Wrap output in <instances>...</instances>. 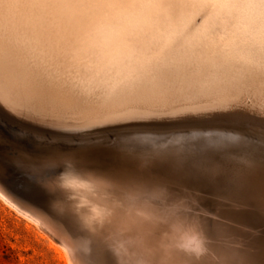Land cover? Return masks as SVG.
I'll list each match as a JSON object with an SVG mask.
<instances>
[{"label": "rangeland", "instance_id": "374dc122", "mask_svg": "<svg viewBox=\"0 0 264 264\" xmlns=\"http://www.w3.org/2000/svg\"><path fill=\"white\" fill-rule=\"evenodd\" d=\"M3 1L4 0L0 1L1 2L0 8L7 5V2L9 0H5L4 1L5 4L2 3ZM13 1L15 2V4H13L14 6L15 5H17V7L22 6V9L24 11L26 10V9H24L26 7V5L23 4L25 2L22 3V1L19 0L21 2V5H20L18 0H16V1L12 0L11 3H14ZM161 1L164 2L165 0H161ZM166 1H168V2L167 3L164 2V4H161V5H155V4H159L160 2L154 4L155 6H158L159 8H157L153 5L151 6V7L155 8L154 10H153V8H150L149 13H151V11L155 13V14H152L153 16L151 14H149L150 15V16L148 15L149 17H147V16L145 17V15L148 14V13H146L143 16L144 18L142 16L141 17L138 16V19L134 23H132V25H130V26L127 25L128 27L123 26L125 28L127 27L128 29L131 26L133 28V30L131 28L132 32L128 29H127V31H125L126 29L122 28L125 30L122 31L123 33H121V34H123L124 39H125L124 36H126V38L128 36L127 39L123 40L121 35L118 34L122 38V43H124V44H126V42H127V45H128L130 42L133 43L134 41L137 44L139 43L138 45H136V43L134 42L135 45H134V47H132V48H135V49H133L134 53H132V48H131L132 44H131V46L129 45L130 47L127 45H124L123 46L124 48H121V49L119 47L117 48V46H118L117 43H120V40H121V38L118 37V35H117L118 38L117 39L115 38L117 40V43L116 42H114L115 44L113 43L116 46L112 45L113 47L110 45L111 41L109 44L107 43L108 37L106 39L107 42H106L105 38H103V36H102L101 40L104 39L105 41L104 40L99 41L100 38L98 36L101 35L100 34L101 32H100V30H98L99 27L95 23H93V25L95 24L94 26L91 25V27H90L91 30H90V28L89 29L87 28V31L79 33L77 31L76 27H74L76 31L75 30L73 31L74 28L71 26L72 27V29H71L70 24L69 23L67 24V22H64L66 24L64 26L65 27L67 26L66 30L68 28V32L70 31L69 32L70 34L68 36L69 39H68L67 38L68 32L64 30L65 27L62 28V26L59 25V22H57V25H55L56 20H53L55 22L52 21V19H51V18H53L52 15H50V17L52 16L51 18L45 17V16H47V13H46V15H44L45 12L44 13L43 12L38 13L36 11L35 12L36 16L34 15L35 18H32L34 11H32L31 8H29L31 10V13H33L32 15L30 14L31 18L33 20H36V21H34L35 23L38 21L36 23L37 25H38V23H41L42 20L44 22L43 24L46 23L45 26L42 23L39 25L43 26L45 29L47 28L46 26H48V30L49 29L50 30L47 33V32H45L47 29L44 30L43 27L41 28L38 25L40 27L39 28L33 21L32 22L29 21V20H32L31 18L28 19L29 18V15H28L29 12H27V11H30V10L27 9L25 11L26 13H23L24 12L23 11L22 12L23 14H21L20 13L21 11H19V10H22V9H20L18 7V10H15V8L17 9V7L16 6L12 7L13 6L12 4L10 5L11 8L8 9V7H10L9 6L10 3H8V6H5V8H7L8 10L4 9V7H3L2 11H0L1 12L0 16L3 17V18L0 17V19L2 18L4 20V21H1L2 19L0 20V22L2 23V24H0V33H1L0 37H2V38H0V51H1L0 57L3 61L2 62L3 64L0 63V71H1L0 81L3 82L6 79L7 81H4V82L5 83L7 82L6 84L8 85V87L13 84L12 86L19 87V89H21V91L25 90V89L27 90L28 89L27 86L29 84H32V85L28 86L30 88V91H31V87L34 85V82H35L34 80L42 79L44 81L42 83L46 87H48V85H49V87L47 89L45 86L39 85L40 89L42 87V88H44L43 90H45V89L51 90L52 93L56 91V93L53 94L52 96L55 98L57 97V99H56L57 101L55 100V102H57V103L59 102L57 104V106H59L58 108H52V110H49L48 112H39L38 113V111L33 110L32 107H29V108L24 107V106L21 107V106L11 102L13 104L12 105L13 107H12L10 105V103H7V101H5L4 99H2L0 97V111H1L0 112V141H3L2 143H0V181H1L0 186L2 185L1 187H3L8 193H11L10 195L15 200L21 202L22 204H26V205H28V203L29 204L32 203L31 206L28 205L30 207H34V208L36 207V208H42V209H48L49 208L52 211H56V210H53L52 206L50 208L51 204L49 203V201L52 203L55 200L67 202V201H71V197L73 196V193L71 191L64 190L65 191V193H64V191H62V189L57 188V186L59 185L60 177H61L62 173L68 174L64 177V179H66V178L68 179L72 174H77V175L80 174V175H85V176H89L92 178L98 177L97 179H100L99 177L108 178L110 176L113 178L114 176H117L119 178L114 177L115 179L114 178L113 179L117 180L118 183L123 182V185H125V186L135 185V184H145V185H151V186L157 187L159 189V193L161 194L162 199L166 200L169 197H171V198H182V204L184 205V209H183V213L179 216L180 219H182L185 224L190 222L192 224H195L198 229L200 228L201 235L205 238L206 241H207L206 229H207L210 222L215 221L216 217H219V223L225 225L227 228H233L235 225H247L249 227H252L255 230H259L262 227H264V224H262L261 219H260V211H259L258 207L256 208V210H249V209H242V208L241 209H233L231 207H228L225 205V202L223 200H220L217 198L219 193L215 187L211 186L210 184H208L207 182H205L203 180H199V179L187 176L183 172H181L180 170L172 169L173 162L171 160L155 161L153 166L150 169H147V168H144L141 166V162L137 158L133 157L130 153H128L125 150V145H127L129 143H133V142H135V143H150L151 147L155 150H158L159 152H165L168 150H175V149H182L183 147H185L186 145H189V144L200 146L201 148H204L207 151L213 152V153L221 152V151L235 150L238 148V145L235 141H232L229 138L242 136L247 127L257 126L261 120H264V90H263L264 89V64H263L264 63V48H262V47H264V44H263L264 43V41H263L264 33H263V35H261L262 32H264V10H263L264 9V0L263 1L262 0H251V1L245 0V2H243L244 0L243 1L242 0H238V1L235 0L234 2H237L236 4L233 2V0H230L229 5L227 3L228 0H227V2H226V0H222L223 2L227 3V8L225 7V3H223L220 0H216L218 2L217 5H216L215 0H213V2H212V0H209V1L207 0L208 4H206L207 2L205 0H199V1L198 0H190V1L189 0H182V1L166 0ZM173 1L175 4H173ZM231 1H232V5L230 3ZM253 1L256 2V4L255 3L253 4ZM257 1H258V3H257ZM16 2H17V4H16ZM198 2H200V3H198ZM219 2L220 3L222 2V4H220ZM239 2L242 3V6ZM191 3H193V4H191ZM203 4H204L205 8H203L204 6H201ZM223 4H224V6H222ZM168 5H169V7H168ZM207 5H209V6H207ZM211 5H212V7H210ZM218 5L221 7V10H220ZM233 5L235 7H237V5H238L239 8L237 7V10H236V8H232ZM248 5H249V7H248ZM259 5L262 7H260ZM160 6H162L161 8H163V9H160ZM163 6H166V7H163ZM181 6H184V7L181 8ZM229 6L231 8H228ZM243 6H245L246 11L242 10V8H244ZM167 7H168V9H167ZM247 7H248V9H247ZM26 8H28V7H26ZM156 8L158 9L159 17H163L162 18L163 20L158 18V15L156 14L157 13ZM164 8H166L167 11ZM197 8H199V9H197ZM254 8H255V10L257 9L258 11L256 10V12H255ZM159 9H160V11L163 10L165 12V14H163L164 12L163 13L160 12ZM172 9L174 11H172ZM215 9L220 10V11H217V16H215V14H216ZM231 9H232V11H231ZM249 9H251L252 11ZM191 10H192V12H191ZM226 10L228 11L229 14L227 13ZM241 10L244 11L245 14ZM260 10H262V11H260ZM5 11H6V13H8V15L5 13ZM15 11H18L17 13H19V14H17V13H16L17 15L14 14L13 12H15ZM188 11H189V13H188ZM208 11L210 13L213 12L214 14L212 13V16L210 15L208 17L209 19L207 20L206 18L208 16V14H210V13H208ZM221 11H223V12H221ZM225 11H226V13H225ZM249 11H251L253 14L251 12L248 14ZM3 12H4V14H3ZM169 12L171 13V16H169L170 15ZM172 12H174L176 14H174ZM193 12L194 13L200 12L201 15L198 13V14H196V17H193L195 15V14L192 15ZM261 12L263 14H261ZM10 13H11V17H12V13H13L14 17H12V18H14V19H11V17L9 18ZM178 13L180 15L181 14L182 15L180 16ZM218 13L220 14V16ZM222 13L223 14L225 13V14L222 15ZM238 13H239V15H237ZM255 13H257L259 15H256ZM24 14H27V18H26V15H24ZM39 14L40 15L42 14L43 16H40ZM183 14H185V15H183ZM15 15H16V20H15ZM19 15L21 18H23L22 16H24L23 19H25V18L28 19V22H30V23H26L27 22L26 19H25V21H26L25 22L20 17L17 18V16H19ZM140 15H142V14H140ZM160 15H162V16H160ZM213 15L216 18L215 17L213 18ZM236 15H237V17H236ZM244 15H245V17H244ZM253 15L256 17V19L253 17ZM48 16H49V14H48ZM40 17H42L41 20L40 21L37 20L38 18L40 19ZM150 17H151V19L153 18L154 21H151V19H148ZM198 17H199V19H198ZM204 17H206V18H204ZM249 17L250 18L253 17L255 20L253 21V19H250ZM142 18L145 21V23L146 22L148 23V25H145L144 21L141 20ZM164 18H166L167 20ZM174 18H176V19H174ZM188 18L189 19L191 18L190 19L191 21L188 20ZM217 18H218V20H217ZM220 18H221V20H224L222 18H225V20L223 21V23L221 25L222 27L224 24H225L224 27L228 24L230 27V30L232 29V31H234V32L236 31L235 33H237V32H240V33H237L238 35L234 34V32L229 30L228 25H227L226 27L228 28L230 33L231 34L233 33L234 35H236L235 37L234 36L230 37V39L227 38V35L229 36V32L228 31H227L228 33L225 32L227 30L226 27L225 28L223 27V29L225 30L224 31L222 29V27L219 25V24H221ZM239 18H241V20H239ZM243 18H244V20H242ZM18 19L19 20L21 19L25 22V26L24 25L22 26L21 22H23V21H20V22L18 21L19 24H21V27H22V28L20 27L21 29H19V28L16 29L17 26L16 27L14 26L15 28H13V25H18V27L20 26L19 24H17ZM44 19L46 20V22L44 21ZM47 19H48V21H47ZM213 19L215 22L213 21ZM226 19L229 22L226 21ZM248 19H250V21ZM259 19L260 20L262 19V20L260 21ZM165 20L167 21V23ZM235 20L237 23L240 21L238 26H240V24H243L244 22L246 23V25L244 23L242 28H239L237 26V23L234 22ZM7 21L9 22V24L7 23ZM10 21H14V22L16 21V22L15 23L13 22L14 24H12V22H10ZM64 21H66V20H64ZM137 21L138 22L143 21L142 23H144L143 24L144 27L141 26L139 28L138 25L140 23L137 24ZM256 21H257V23H259L258 21H260V23L257 24ZM47 22H51V23L48 24ZM52 22L55 24H53ZM163 22H165V23H163ZM170 22L172 25H170ZM253 22L256 23V24L255 23L253 24V28H255V27L258 28V29L257 28L253 29V31L258 30L254 34H252L253 31H252V25H251ZM150 23H152V26H150V27H152L151 29L149 27ZM154 23H156V24H154ZM232 23L236 24V26L234 25V27H236L238 29H236V28H235L236 30L233 29ZM262 23H263V25H262ZM28 24L29 25L32 24V26H33V24H35L38 27V30H37V28H33V27H36L35 25L33 27H31ZM51 24H53L55 26H53V25L51 26ZM133 24H134V26H133ZM135 24H136V26H135ZM206 24H207V26H206ZM2 25H4V26H2ZM185 25H187V26H185ZM212 25H214L216 27H214ZM260 25L263 26V27H261V29H260V27H258ZM56 26H57L58 30L53 29V28H56ZM58 27L62 28V31L64 30V33L61 32V29ZM142 27L145 29H143ZM169 27H172L173 29L169 28ZM3 28L5 31L3 30ZM6 28H7V30H6ZM28 28H29V30H28ZM69 28H70V30H69ZM135 28H136V30L134 31ZM137 28H139L138 29L139 31L137 30ZM168 28H169V30H166ZM247 28L251 29V30H249V32H251L249 34L251 36L253 35L252 37L250 35H248V32L246 31ZM30 29L33 31H34V29H36L34 31V33L36 32V34H37L39 32L37 34L38 37H40L39 34L42 37H43L42 34H44V37H46V39H48L50 37L49 40H51L52 42L49 40H44L42 38H41V40H39L40 38L39 39H38V37L36 38V34L32 33L33 31L31 32ZM41 29L44 30V31L43 30L41 31L43 33H40ZM148 29H149V31H148ZM163 29H165V30H163ZM259 29L262 30L261 33H259L260 32ZM20 30L23 31L22 32L23 35L19 32ZM55 30H57L58 34ZM144 30H147L146 34H145ZM152 30H154L153 33L156 35H159L160 33L162 34V31H163V35L162 36L159 35L157 37L156 36L154 37V34L151 33ZM155 30H157V31H155ZM29 31H30V33H29ZM51 31L52 32L55 31V32L52 33ZM71 31H72V33H71ZM90 31L91 32H94V31L98 32L99 31L100 33L98 32V35H97V33L92 34V33H90ZM179 31H181V32H179ZM244 31H246V34L248 36L245 34ZM49 32H50V34H52L53 37L49 34ZM125 32H129L128 34H130L131 36L127 35V33H125ZM135 32H136V34H135ZM173 32H174V34H172ZM221 32H222V35L225 33L226 38H225V36L223 38L225 40L227 39V44H228V41L231 39L235 42L237 39L239 41L240 38H243L242 40H240L241 42L239 41L240 42L239 45H241L243 43V47H242V45L239 46L236 44L238 41H236V43H234L237 46L232 44V41H229V43H231V44L227 45L225 43L226 45L224 46L223 45L224 44L223 42L225 41L224 39H223L224 41L222 40V42L217 40V39L220 40L222 38V36L219 35ZM6 33H8V34L10 33L9 36H11V38L9 36H7L8 34L6 35ZM59 33H60V35H59ZM83 33L85 36L84 38H86V40L83 38ZM132 33L135 35L132 36ZM143 33H144V36H141V35H143ZM213 33L214 34L217 33V34L214 35ZM29 34H32L35 36H31ZM53 34H57V36H55ZM80 34H82V35H80ZM255 34H258V35H255ZM47 35H50V36H47ZM72 35H73V38H72ZM86 35H88V36H86ZM244 35H246L247 38L244 37ZM59 36H61L60 40L58 39ZM65 36H66V38H65ZM89 36H90V38H89ZM94 36H97V37H95V39H94L93 38ZM239 36H240V38H238ZM260 36H262L263 38ZM51 37L53 39L58 40L60 45H63L66 47V49L63 50L64 52L60 51L59 48H62V47L59 45L58 42H57V45L51 44L53 46H51L49 44V42L56 43V41L52 40ZM80 37L83 38L85 40V42H87V41L88 42L85 43L84 40H82ZM132 37H135V38L140 37V38L139 39L136 38V40H135ZM142 37L145 39V43H143ZM219 37H221V38H219ZM9 38H10V42L8 41ZM12 38L13 39L16 38V39L13 40ZM17 38H19V39H17ZM27 38L29 41H31L30 43L27 42L28 41ZM62 38L66 44H64V42H63V44H61L62 43L61 41H63ZM70 38H72L73 41ZM92 38L94 39V41L96 40L98 43L96 44V41L94 43ZM97 38L99 40H97ZM260 38H262L263 42L260 41ZM32 39L35 40L34 42L37 41L36 43L38 44V46L36 43L33 42ZM65 39H66V41H65ZM80 39L82 40V42H80L81 41ZM89 39H90V41H89ZM113 39H114V37L112 38V42H113ZM115 39H114V41H115ZM140 39L142 41H140ZM189 39H191V40H189ZM248 39H250L249 41H251V39H255V41L253 40L250 43L248 42L249 43L248 44V43H246V41ZM256 39H259V41H257ZM22 40H23V42H22ZM67 40H69V42H70V40H71V42H74L75 44L70 42V44H73L74 47L72 45L68 44L69 42ZM118 40H119V42H118ZM209 40H211V41H209ZM41 41L42 42L44 41L43 45H42ZM46 41H48V43H46ZM53 41H55V42H53ZM124 41H126V42H124ZM214 41H216L217 44ZM83 42L85 43V45H83L84 44ZM89 42H91V43H89ZM99 42H101V43L106 42L107 43L106 45H109V48L111 46L112 48H114V50L116 48L122 50V49H125L128 47H129V49H126L125 51L122 50L123 54H121V55H120L119 50H117V51H119V55L118 54L116 55L115 54L116 50L114 51L113 49H112V51L114 53H112L111 51H108L109 53L111 52L110 55H109V53H106L104 51L105 53L103 52V54H104V58H103V54L102 53H101L102 55L100 54L101 51L98 52L99 48H101V43L99 44ZM140 42H142V43H140ZM218 42L219 43L221 42V43L219 44ZM254 42H255V44L253 45ZM260 42H262V43H260ZM3 43H4V45H2ZM122 43H120V47H121ZM30 44L32 47H34V49H32ZM32 44H34V45L36 44V45L34 46ZM39 44L42 45L43 47L40 46ZM77 44L78 45L80 44V46H77ZM86 44L89 46V47L87 46L88 48L86 47ZM142 44H146V45H142ZM245 44H248V45L245 46ZM5 45H7V47H4ZM66 45H68V46H66ZM148 45H149V47H148ZM209 45H212V46H209ZM220 45L224 46V47H221ZM231 45L236 46V47L232 48ZM36 46L39 47V49ZM49 46H51L50 47L51 49H49ZM57 46H58V52L59 53L62 52L61 53L62 56H66L68 54V57H69V55H70L69 53H71L72 50H73L72 53H74V55H71L69 58L66 56L64 59V57H62L59 53H57V51H56L57 49H55L56 52L52 51L53 50L52 47L56 48ZM69 46L72 47V50ZM97 46L99 47L98 50L96 48ZM105 46L102 45V48ZM137 46L138 47L140 46V47L138 48ZM142 46H144V47H142ZM226 46H228V48ZM229 46H231V49ZM259 46L263 50L259 49L258 48ZM35 47H36V49H35ZM220 47L223 49H221ZM73 48H75V49L77 48V49L75 50ZM80 48H82L81 50H83L85 48V50H83L84 52H81ZM89 48H90V50H88V53H86L87 49H89ZM109 48H104V49H109ZM63 49H64V47H63ZM148 49L150 50V52ZM153 49H154V52H153ZM3 50H4V52H3ZM5 50H7V51H5ZM22 50H23V52H22ZM91 50H94L95 52L97 50V53H99L101 55L102 60L105 62V64L102 60L99 59L100 55L94 53V51H91ZM100 50H102V49H100ZM128 50H130V51H128ZM156 50H158L159 52ZM228 50H229V52H228ZM242 50H244V51H242ZM89 51H90V53L91 52H93V53L90 54ZM233 51H235V52H233ZM10 52H11V54H10ZM44 52H46V53L44 54ZM53 52H55V53H53ZM127 52H129V53H127ZM145 52H146V54H145ZM237 52H238V54H237ZM248 52L251 54H249ZM3 53H5V54L3 55ZM36 53L39 56H37ZM124 53L131 54V56L128 55L130 58L127 56V54H124ZM159 53H160V55H159ZM243 53L246 55L249 54L251 56L248 55V57H249V59H248L246 57V55H244ZM75 54H76V57H77V55L79 56V54H80V57H77L78 59L75 58ZM114 54H115V56H117L116 58L118 60L119 59H121V60L118 61L117 59H115L113 57ZM140 54H141V56H140ZM240 54H242V56L244 55L246 57L247 61ZM16 55H17V57H16ZM82 55H84V56L82 57ZM92 55H95V57L94 56L92 57ZM97 55H99V56H97ZM106 55L108 56V59L106 58ZM122 55L123 56L126 55V57L123 58ZM48 56H49V58H48ZM56 56H58V57H56ZM59 56H61V58ZM73 56L75 59H73ZM96 56H97V59H96ZM259 56L261 57L260 59H259ZM145 57L146 58L150 57L151 59L150 58L146 59ZM251 57L252 58L254 57V59L251 60ZM66 58H67V60L69 59V61H67ZM125 58H127V60H125ZM139 58L143 59V60H141V62H140ZM242 58H243V60H241ZM1 59H0V62H1ZM8 59H9V61H8ZM53 59H55L56 61ZM111 59H112V61H111ZM136 59H138V60H136ZM262 59H263V61H262ZM19 60H21V62ZM74 60L76 63L74 62ZM84 60H86V61H84ZM116 60H117V62H116ZM254 60L256 61V64H255ZM42 61H43V63H42ZM47 61H48V63H47ZM97 61L100 62V63H98V65L96 64ZM124 61H125V63L128 61L129 62L125 64ZM216 61H217V63H216ZM22 62H25V63H22ZM52 62H55V63H52ZM119 62H120V64H118ZM131 62L133 63V65L131 64ZM135 62L136 63L138 62V63L136 64ZM257 62H259V63H257ZM211 63H212V65H211ZM69 64H71V66H73V67H75L76 64H79V66H76L77 68H72L69 66ZM102 64L105 67L102 66ZM113 64H115V65H113ZM121 64H124V65H122V67H121ZM260 64H262V65H260ZM6 65H8L7 66L8 68L4 67ZM40 65H41V67H39ZM66 65L69 66L70 68L66 67ZM10 66H12L11 69H10ZM128 66H129V68L130 67L131 68L128 69ZM134 66H137V67H134ZM62 67L63 68L65 67L64 69L66 71ZM78 67L80 68V70H78L79 69ZM93 67L95 69L98 68L97 70L100 72H101V70H103V69L104 70L102 71V74L98 71L96 73V71L93 69ZM14 68H16V70H17L16 72H19L18 74L14 73V71H15ZM82 68L84 70H82ZM101 68H103V69H101ZM116 68H118V71L116 70ZM4 69H5V71H4ZM52 69H56V70H52ZM68 69H71V70L68 71ZM74 69H75V71H74L75 73L72 72V70H74ZM125 69L127 71L129 70L128 74H127V71ZM11 70H12V72H11ZM76 70H78V71H76ZM121 70L123 71V73ZM91 71H92V73H91ZM113 71H115V72L113 73ZM136 71H138V73ZM206 71H208V72H206ZM77 72H80L81 74L80 73L77 74ZM85 72H87L88 74ZM103 72L105 73V75ZM107 72H109V73H107ZM11 73H13V74L11 75ZM27 73L30 76H28ZM124 73H125V75H124ZM2 74L5 76V78L4 77L2 78ZM98 74H99V76H97ZM120 74H122V75H120ZM193 74H195V76ZM19 75H20V77H19ZM21 75L23 78H25L27 75L28 77H26V78L28 81L32 78H35V79H32V81L30 80L31 83H29L27 81L29 84L26 85L25 84L26 78L25 79L22 78V80H24V81L21 84V81H20ZM111 75L114 77H112ZM73 77H76V78H73ZM89 77H90V79H88ZM121 77H124V78H121ZM157 77L159 78L158 80H156ZM108 80H110V81H108ZM113 80H114V82H113ZM184 81H185V83L188 82V84L192 85L196 89H200V90L206 89L208 91L203 93L202 94L203 96L200 95V92H196L195 89H193L190 94H187V92L181 93L180 92L181 90L177 87V83L178 82L181 83ZM53 83H55V84H53ZM162 83H165V86H163L164 87L163 88L164 89L163 94L166 93L167 95H170V97H171V95L172 96L176 95V97H178V96L182 97L183 96L184 99H183V97L181 99H180V97H178V99L176 98L178 101L177 100L175 101V100H173V97L175 99V96H173L171 98L172 100L167 99L170 97L169 96L167 97L166 94L159 97L161 95L160 94L161 91L159 89H160ZM15 84L18 86H16ZM102 84H104V85H102ZM21 86H23L25 89ZM108 86H110V87H108ZM253 86L255 87L254 89L252 88ZM33 87L39 88L38 86H33ZM57 87L60 91L57 89ZM84 87H86V88H84ZM176 88H178V89H176ZM215 88H229V89H231L230 93L232 96L231 95L227 96L226 97L227 99L221 97L224 99V101L221 100L220 101L221 103H220L218 100L216 101V98L218 97L217 94L214 91L212 92L209 90V89H215ZM141 90L144 92H141ZM174 91H175V93H174ZM176 91L178 94L176 93ZM61 94L63 95V97L65 99H63ZM157 94H158V98H162V99H158L156 97ZM153 95H156V96H153ZM52 96H51V98H52ZM147 96L150 98L152 96L153 97L150 99ZM200 96H201V98H199ZM210 96H211V98H210ZM68 97L71 100L73 98V101L76 100V103H74L72 101L73 104L70 105L71 101H70V99H68ZM140 97H142V98H140ZM144 97H145V99H144ZM163 97H165V98H163ZM204 97L206 98V100L208 98H209L208 100L211 99L212 104H211V102H209L207 100V103L209 102L210 105H206L207 103H206V100L204 99ZM214 97H216V98H214ZM126 98H128V99H126ZM135 98H136V100H135V104H134ZM58 99L60 101H58ZM66 99L68 100V103H67ZM141 99L142 100L144 99V101H142ZM148 99L150 101H148ZM155 99H157V100L154 101ZM213 99H215V100H213ZM124 100H126V101L129 100V103L131 105H129V103H127V102L125 103ZM158 100H160V102ZM121 102H123V104L125 103L126 105L127 104L128 105L127 106H125V105L121 106L122 105ZM131 102H133V104ZM119 103L121 105H119ZM112 104H113V106L116 105L117 109H120L121 112L119 110L116 111L117 110L116 108H115V110H114L115 112H114L112 110L114 108L112 106ZM69 105H70V108H69ZM194 105H195V107H194ZM75 106H76V108H75ZM103 106H104V108L105 107L106 108L104 109ZM109 106H111L110 108H112V107L113 108L110 109V108H108ZM97 108H98V110H97ZM100 108H102V109H100ZM82 109H84V110L82 111ZM93 109H95V111L97 110L98 113L99 112H102V113L101 114L99 113L100 115L98 113H96L97 115L95 114L96 115L95 116L94 115L95 111ZM92 110H93V112H92ZM50 111H52V112H50ZM108 111H110V112L108 113ZM106 112L108 114H106ZM116 112H118V113H116ZM112 113H113V116H111ZM74 114H76V115H74ZM101 115H102V117H101ZM108 115H110L111 117ZM89 116H91V117H89ZM183 136H186V137H183ZM181 137H183V138H181ZM85 138H86V140H85ZM64 146H66V147H64ZM240 155L243 156L244 154L240 153ZM96 172H98V173H96ZM105 172H107L109 175L106 174ZM94 173H96V174L94 175ZM112 173L114 174V176ZM111 174H112V176H111ZM121 175L123 176L124 179H121L122 178ZM127 181H128V184H127ZM63 193H64V195H63ZM79 194H80L79 191H77V193H75V195H79ZM13 195H15L16 197H14ZM53 197H56V198L53 199ZM21 199L24 201H21ZM57 210L59 212L60 211L65 212L62 209H60V210L57 209ZM234 214H236V215H234ZM39 226L40 225H38L35 220L29 218L26 214H23V212L21 210L19 211L18 208L11 206L10 203L6 202V200H4L2 197H0V264H69L67 256L65 255L66 253L63 250L62 246L53 242L49 238V236L47 235L46 231L43 230V228L41 226L40 227ZM183 256H185V258L190 257V253L181 255V257H183ZM259 259H260V254H259V252H257L256 253V260L259 261ZM115 261H117V260H115Z\"/></svg>", "mask_w": 264, "mask_h": 264}, {"label": "bare ground", "instance_id": "6f19581e", "mask_svg": "<svg viewBox=\"0 0 264 264\" xmlns=\"http://www.w3.org/2000/svg\"><path fill=\"white\" fill-rule=\"evenodd\" d=\"M0 1H2V0H0ZM5 1V0H4ZM4 1L2 2V3H4ZM10 1V0H9ZM7 2V5H5V6H8V3H10L9 4V6L12 4H15V2L14 3H11V1L10 2ZM16 1V0H15ZM19 1V0H18ZM20 1H22V3L23 2H25V3H23V4H25L26 5V7H28V8H24V9H28V10H30L29 8H31V10L32 11H34L33 13H31V10L30 11H27V12H29V18L28 19H30L31 18V15L33 14V17L32 18H35L34 17V15H35V12L37 11L38 13H41V12H45L44 13V15H46V13H47V16H45V17H50V15H52L53 16V18H51L52 19V21L53 20H56V24L55 23H53V22H55V21H53L52 23L53 24H55V25H57V22H59V25H61L62 26V28L63 27H65L64 25H66L64 22H67V24L69 23L70 24V27L72 26L73 28L74 27H76L77 28V31L79 32V33H82V32H84V31H87V28L89 29L90 27H91V25H93V23H95L98 27H99V29L98 30H100V36H98L99 38H100V40L97 38V40H99V41H103V40H101V38H102V36H103V38H105V40L107 39V37H108V42H107V40H106V42L109 44L110 43V41H111V43H110V45L112 46V45H114L115 43L114 42H116L117 43V38L118 37H120L118 34H120L121 35V37L123 38V34H121V33H123L122 31H124L125 29V31H127V27L128 26H130V25H132V23H134L137 19H138V16L139 17H143L146 13H148V14H146L145 15V17L147 16V17H149L150 15L149 14H155L154 12H152L151 11V13H149L150 12V8H153V10L155 9L154 7H151L152 5L153 6H155V5H161V4H164V2H168V1H164V2H162L161 0H20ZM19 1V3H20V5H21V2ZM177 1V0H176ZM179 1H182V0H179ZM190 1V0H189ZM199 1V0H198ZM206 2H207V0H205ZM209 1V0H208ZM216 1V0H215ZM220 1H222V0H220ZM229 1L230 0H228V2H227V0H226V2L228 3V5H229ZM235 0H233V2H234ZM236 1H238V0H236ZM243 1V0H242ZM247 1V0H246ZM249 1V0H248ZM251 1V0H250ZM263 1V0H262ZM158 2H160L159 4H155V3H158ZM172 2V1H171ZM186 2V1H185ZM202 2V1H201ZM204 2V1H203ZM205 2V3H206ZM211 2V1H210ZM209 2V3H210ZM212 2H213V0H212ZM223 2V1H222ZM222 2L220 3V4H222ZM226 2H223V3H225V7L227 8V3ZM243 2H245V0L243 1ZM1 3V2H0ZM165 3V4H166ZM181 3V2H180ZM198 3H200V2H198ZM217 1H216V5H217ZM231 3V5H232V1L230 2ZM235 4L237 3V2H234ZM233 3V4H234ZM240 4H241V6H242V3L241 2H239ZM247 3V2H246ZM249 3V2H248ZM256 4V2H254L253 1V4ZM257 3H258V1H257ZM262 3V2H261ZM5 4V3H4ZM16 4H17V2H16ZM22 4V5H23ZM155 4V5H154ZM173 4H175L174 3V1H173ZM172 4V5H173ZM182 4V3H181ZM188 4V3H187ZM191 4H193V3H191ZM190 4V5H191ZM206 4H208V2L206 3ZM239 4V5H240ZM250 4V3H249ZM252 4V3H251ZM252 4V5H253ZM167 5V4H166ZM171 5V4H170ZM210 5V4H209ZM209 5H207V6H209ZM215 5V4H214ZM258 5V4H257ZM5 6H3L4 7V9H6V10H8L9 8H11V6L10 7H8V9L7 8H5ZM16 7H17V5H15ZM14 5L12 6V7H15ZM192 6V5H191ZM201 6H204V4L203 5H201ZM219 6V5H218ZM222 6H224V4L222 5ZM255 6V5H254ZM260 6V5H259ZM3 7L2 8H0V11H2V9H3ZM20 9H22V6H18ZM18 7H17V9L15 8V10H18ZM155 7H157V8H159L158 6H155ZM162 6H160V9H163V8H161ZM163 7H166V6H163ZM168 7H169V5H168ZM168 7H167V9H168ZM176 7V6H175ZM182 7H184V6H181V8ZM187 7V6H186ZM198 7V6H197ZM210 7H212V5L210 6ZM209 7V8H210ZM237 7H238V5H237ZM237 7H235L234 5H233V7L232 8H236V10H237ZM244 8H242V10H245L246 11V9H245V6H243ZM248 7H249V5H248ZM248 7H247V9H248ZM252 7V6H251ZM250 7V8H251ZM256 7V6H255ZM260 7H262V6H260ZM156 8V9H157ZM188 8V7H187ZM201 8V7H200ZM203 8H205V6L203 7ZM216 8V7H215ZM219 8H220V10H221V7L219 6ZM228 8H231L230 6L228 7ZM239 8V7H238ZM253 8V7H252ZM258 8V7H257ZM160 9H159V11H160ZM165 10H166V8H164ZM196 9V8H195ZM197 9H199V8H197ZM217 9V8H216ZM215 9V11H216V14H215V16H217V11H220V10H216ZM241 9V8H240ZM259 9V8H258ZM25 10V11H26ZM171 10V9H170ZM190 10V9H189ZM202 10V9H201ZM206 10V9H205ZM235 10V11H236ZM241 10V11H242ZM249 10H251V9H249ZM254 10H255V8H254ZM253 10V11H254ZM257 10V9H256ZM256 10H255V12H256ZM264 10V9H263ZM19 11H21L20 13L21 14H23V13H26L23 9L22 10H19ZM24 11V12H23ZM167 11V10H166ZM172 11H174L173 9H172ZM186 11V10H185ZM198 11V10H197ZM214 11V12H215ZM227 11V10H226ZM226 11H225V13H226ZM231 11H232V9H231ZM252 11V10H251ZM251 11H249L248 12V14L251 12ZM258 11V10H257ZM260 11H262V10H260ZM8 12V11H7ZM11 12V11H10ZM18 11H15V12H13L14 14H16ZM23 12V13H22ZM160 12H164L163 10L162 11H160ZM191 12H192V10H191ZM202 12V11H201ZM221 12H223V11H221ZM242 12H244V11H242ZM241 12V13H242ZM5 13H6V11H5ZM13 13H12V17H14L13 16ZM37 13V14H38ZM159 12H158V9H157V15H158V18H160V19H162L163 17H159V14H158ZM170 13V12H169ZM172 13H174V12H172ZM188 13H189V11H188ZM187 13V14H188ZM199 14H200V12H198ZM197 12L196 13H192V15H194L193 17H196V14H198ZM204 13V12H203ZM202 13V14H203ZM208 13H210L209 11H208ZM213 13V12H212ZM212 13H210V14H208V16H207V18L206 17H204V18H206L207 20L209 19L208 17L211 15L212 16ZM224 13V14H225ZM227 13H228V11H227ZM231 13V12H230ZM235 13V12H234ZM252 13V12H251ZM0 14H1V12H0ZM3 14H4V12H3ZM7 15H8V13H6ZM17 14H19V13H17ZM16 14V15H17ZM27 14H24V15H26V18H27ZM31 14V15H30ZM48 14H49V16H48ZM68 16H67V15ZM140 14H142V15H140ZM163 14H165V12L163 13ZM162 14V15H163ZM167 14V13H166ZM174 14H176V13H174ZM179 14V13H178ZM214 14V13H213ZM219 14V13H218ZM223 13H222V15H224ZM229 14V13H228ZM244 14H245V12H244ZM253 14V13H252ZM256 15H259V14H257V13H255ZM261 14H263L262 12H261ZM260 14V15H261ZM16 15H15V20H16ZM40 15V14H39ZM149 15V16H148ZM162 15H160V16H162ZM168 15V14H167ZM180 15V14H179ZM182 15V14H181ZM180 15V16H181ZM183 15H185V14H183ZM201 15V14H200ZM199 15V16H200ZM221 15V16H222ZM234 15V14H233ZM232 15V16H233ZM237 15H239V13L237 14ZM237 15H236V17H237ZM247 15V14H246ZM36 16V15H35ZM40 16H43L42 14L40 15ZM153 16V15H152ZM151 16V17H152ZM155 16V15H154ZM164 16V15H163ZM166 16V15H165ZM169 16H171V13H170V15ZM214 15H213V18L215 17ZM219 16H220V14H219ZM0 17H2V16H0ZM11 17V13H10V16H9V18ZM11 17V19H14V18H12ZM18 17H20V15L19 16H17V18ZM23 18H24V16H22ZM151 17L150 18H148V19H151ZM188 17V16H187ZM192 17V18H193ZM226 17V16H225ZM239 17V16H238ZM244 17H245V15H244ZM253 17L256 19V17L253 15ZM253 17H249L250 19H253V21L255 20ZM261 17V16H260ZM3 18V17H2ZM1 18V19H2ZM21 18V17H20ZM23 18H21V19H23ZM25 18V19H26ZM31 18V19H32ZM41 18L42 17H40V19L38 18H36L37 20H41ZM49 18V19H50ZM68 18V19H67ZM144 18V17H143ZM143 18L141 19V20H143ZM155 18V17H154ZM169 18V17H168ZM179 18V17H178ZM216 18V17H215ZM229 18V17H228ZM232 18V17H231ZM242 18V17H241ZM241 18H239V20H241ZM258 18V17H257ZM263 18V17H262ZM0 19V20H1ZM17 20V22L19 21H25V19H23V20ZM28 19H26V23H30V22H34V21H36V20H29L30 22H28ZM164 19H166V18H164ZM174 19H176V18H174ZM191 19V18H190ZM189 18H188V20H190ZM198 19H199V17H198ZM222 19H224L225 20V18H222ZM237 19V18H236ZM250 19H248L249 21H250ZM64 20H66V21H64ZM69 20V21H68ZM140 20V19H139ZM146 20V19H145ZM156 20V19H155ZM159 20V19H158ZM163 20V19H162ZM167 20V19H166ZM165 20V21H166ZM180 20V19H179ZM183 20V19H182ZM217 20H218V18H217ZM220 20H221V18H220ZM224 20H221L220 22H221V24H219L220 26L222 25V23H223V21ZM233 20V19H232ZM231 20V21H232ZM238 20V21H239ZM242 20H244V18L242 19ZM260 20V19H259ZM262 20V19H261ZM260 20V21H261ZM1 21H4L3 19L1 20ZM21 22L22 23V26L24 25L25 26V22ZM44 21L46 22V20L44 19ZM47 21H48V19H47ZM50 21V20H49ZM144 21V20H143ZM142 21V22H143ZM149 21V20H148ZM151 21H154L153 20V18L151 19ZM191 21V20H190ZM204 21V20H203ZM213 21H214V19H213ZM226 21H228L227 19H226ZM252 21V20H251ZM260 21H258L259 23H260ZM10 22H12V24H14L15 22L14 21H10ZM14 22V23H13ZM19 22L17 23V24H19ZM38 22V21H37ZM36 22V23H37ZM71 22V23H70ZM142 22H138L137 21V24L138 23H140L139 25H138V27L140 28L141 26H143V24L145 23V21H144V23H142ZM150 22V21H149ZM174 22V21H173ZM187 22V21H186ZM206 22V21H205ZM204 22V23H205ZM209 22V21H208ZM215 22V21H214ZM219 22V21H218ZM229 22V21H228ZM234 22H236V20L234 21ZM240 22V21H239ZM239 22L237 23V26L239 25ZM5 23V22H4ZM7 23L9 24V22L7 21ZM35 23V22H34ZM35 23V24H36ZM41 23L43 24L44 22H43V20L41 21ZM41 23H38V25L39 24H41ZM48 24L49 23H51V22H47ZM142 23V24H141ZM147 23V22H146ZM145 23V25H148V23L146 24ZM157 23V22H156ZM156 23H154V24H156ZM163 23H165V22H163ZM162 23V24H163ZM166 23H167V21H166ZM203 23V24H204ZM207 23V22H206ZM210 23V22H209ZM217 23V22H216ZM227 23V22H226ZM231 23V22H230ZM245 23V22H244ZM243 23V24H244ZM255 22H253L251 25H252V31H253V29H255V28H257V27H255V28H253V24H254ZM256 23H257V21H256ZM255 23V24H256ZM259 23H257V24H259ZM0 24H2L1 22H0ZM7 24V25H8ZM11 24V23H10ZM11 24V25H12ZM35 24H33V26L35 25ZM53 24H51V26L53 25ZM94 24V25H95ZM159 24V23H158ZM175 24V23H174ZM208 24V23H207ZM207 24H206V26H207ZM215 24V23H214ZM233 24V29H235L236 27H234V25L236 26V24H234V23H232ZM243 24H240V26H238L239 28H242V26H243ZM20 26L18 27V25H13V28H15L16 26V29L17 28H19V29H21L22 27H21V24H19ZM29 25V24H28ZM37 25V24H36ZM35 25V26H36ZM37 25V26H38ZM44 26L46 25V23L45 24H43ZM55 25H53V26H55ZM58 25V26H59ZM93 25V26H94ZM128 25V26H127ZM170 25H172L171 24V22H170ZM197 25V24H196ZM195 25V26H196ZM225 25V24H224ZM224 25H223V27H224ZM228 25V24H227ZM226 25V26H227ZM245 25H246V23H245ZM262 25H263V23H262ZM2 26H4V25H2ZM15 26V27H14ZM29 26H31V27H33L32 26V24L31 25H29ZM33 27V28H37V30H38V27L40 26L41 28L43 27V26H41V25H39L38 27ZM50 26V25H49ZM123 26H127L126 28L125 27H123ZM133 26H134V24H133ZM135 26H136V24H135ZM150 26H152V23H150L149 24V27ZM154 26V25H153ZM160 26V25H159ZM174 26V25H173ZM184 26V25H183ZM185 26H187V25H185ZM201 26V25H200ZM203 26V25H202ZM212 26H214V25H212ZM225 26V27H226ZM21 27V28H20ZM39 27V28H40ZM47 28V30L44 28V30H46L45 32H47L48 33V31L50 30H48V26H46ZM67 27V26H66ZM66 27L64 28V30L65 31H67L68 32V28H67V30H66ZM72 27H71V29H72ZM144 27V26H143ZM142 27V28H143ZM165 27V26H164ZM167 27V26H166ZM175 27V26H174ZM198 27V26H197ZM214 27H216V26H214ZM222 27V26H221ZM223 27H222V29H223ZM224 27V28H225ZM258 27H260V29H261V27H263V26H258ZM8 28V27H7ZM7 28H6V30H7ZM12 28V27H11ZM12 28V29H13ZM25 28V27H24ZM23 28V29H24ZM58 28H60V27H58ZM62 28H60L61 29V32H63L64 33V30L62 31ZM122 28H125V29H122ZM131 28H132V26L131 27H129V29L128 30H130L131 32H132V30H133V28H132V30H131ZM139 28H137V30L139 29ZM152 27H150V29H151ZM169 28H172V27H169ZM169 28L168 29H166V30H169ZM227 28V27H226ZM228 28H229V30H230V27H229V25H228ZM228 28H227V30L225 31L224 29V31L225 32H229V36L227 35V38H229L230 39V37H232V36H236V35H234V34H237V33H240V32H237V33H235L234 31H232V29L230 30V31H232V32H234V34L232 35L231 33H230V31L228 30ZM232 28V27H231ZM32 29V28H31ZM30 29V31L32 32L33 30H31ZM53 29H57V26H56V28H53ZM59 29V30H60ZM122 29V30H121ZM143 29H145V28H143ZM173 29V28H172ZM176 29V28H175ZM184 29V28H183ZM236 29H238V28H236ZM235 29V30H236ZM258 29V28H257ZM259 29V30H260ZM3 30H4V28H3ZM28 30H29V28H28ZM36 29H34V31H35ZM43 29H41L40 30V33H43V32H41ZM43 30V31H44ZM58 30V29H57ZM57 30H55L56 32H57ZM69 30H70V28H69ZM75 30V28L73 29V31ZM90 30H91V28H90ZM97 30V29H96ZM95 30V31H96ZM136 30V28L134 29V31ZM163 30H165V29H163ZM171 30V29H170ZM179 30V29H178ZM249 30H251L250 28L248 29L247 28V32H248V35H250L249 33H251V32H249ZM5 31V30H4ZM30 31H29V33H30ZM34 31L32 32V33H34ZM55 31H53V32H55ZM76 31V30H75ZM91 32L90 31V33H97V35H98V32ZM129 31V32H130ZM139 31V30H138ZM148 31H149V29H148ZM153 31L154 30H152V32L151 33H153ZM155 31H157V30H155ZM201 31V30H200ZM204 31V30H203ZM240 31V30H239ZM246 31H244L245 32V34H246ZM258 31V30H257ZM256 30L255 31H253V33L252 34H254L255 32H257ZM261 31L262 30H260V32L259 33H261ZM21 34H22V32L23 31H19ZM27 32V31H26ZM38 32V31H37ZM44 32V33H45ZM52 32V31H51ZM52 32V33H53ZM70 32V31H69ZM68 32V35H67V38L69 39V33ZM129 32H125V33H127V35H130V34H128ZM130 32V33H131ZM144 32H145V34L147 33V30H144ZM179 32H181V31H179ZM215 32V31H214ZM219 32V31H218ZM227 32V33H228ZM39 33V32H38ZM37 33V34H38ZM66 33V32H65ZM71 33H72V31H71ZM76 33V32H75ZM74 33V34H75ZM86 33V32H85ZM124 33V34H125ZM142 33V32H141ZM156 33V32H155ZM165 33V32H164ZM167 33V32H166ZM200 33V32H199ZM204 33V32H203ZM212 33V32H211ZM224 33V32H223ZM226 33V34H227ZM263 33L264 32H262V34L261 35H263ZM8 33H6V35H7ZM13 34V33H12ZM34 34H36V32L34 33ZM36 34V38L38 37V35ZM49 34H50V32H49ZM57 34H58V32H57ZM57 34H53V35H55V36H57ZM62 34V33H61ZM135 34H136V32H135ZM135 34H133L132 33V36L133 35H135ZM154 34V33H153ZM172 34H174V32L172 33ZM195 34V33H194ZM214 34V33H213ZM215 34H217V33H215ZM214 34V35H215ZM219 34V33H218ZM0 35H1V33H0ZM4 35V34H3ZM10 35V33L7 35V36H9ZM23 35V34H22ZM29 35H31V36H35V35H32V34H29ZM43 35V37L39 34V36L40 37H38V39L39 40H41V38L42 39H44V40H49V38L48 39H46V37H44V34H42ZM51 36H52V34H50ZM50 35H47V36H50ZM59 35H60V33H59ZM63 35V34H62ZM80 35H82V34H80ZM90 35V34H89ZM96 35V34H95ZM117 35H118V37H117ZM159 35H163V31H162V34L160 33ZM159 35H156V34H154V37L156 36H159ZM203 35V34H202ZM201 35V36H202ZM220 36H222V38L221 37H219V38H221L220 40L219 39H217L218 41H221L222 42V40L224 39L223 37L225 36V38H226V35H225V33L222 35V32L219 34ZM238 35V34H237ZM247 35V34H246ZM246 35H244V37H246ZM247 35V36H248ZM255 35H258V34H255ZM13 36V35H12ZM17 36V35H16ZM15 36V37H16ZM28 36V35H27ZM46 36V35H45ZM75 36V35H74ZM86 36H88V35H86ZM93 36V35H92ZM131 36V35H130ZM141 36H144V33H143V35H141ZM140 36V37H141ZM165 36V35H164ZM168 36V35H167ZM182 36V35H181ZM243 36V35H242ZM251 36V35H250ZM249 36V37H250ZM253 36V35H252ZM251 36V37H252ZM6 37V36H5ZM10 38H11V36H9ZM14 37V36H13ZM18 37V36H17ZM20 37V36H19ZM53 37V36H52ZM51 37V38H52ZM60 37V38H59ZM58 37V39L60 40L61 39V36H59ZM63 37V36H62ZM71 37V36H70ZM77 37V36H76ZM85 36H84V33H83V38H84ZM95 37H97V36H94L93 38L95 39ZM114 37V39H115V41H114V39H113V42H112V38ZM120 37V38H121ZM125 37V39H127L128 38V36H127V38H126V36H124ZM139 37V38H140ZM153 37V36H152ZM153 37V38H154ZM169 37V36H168ZM198 37V36H197ZM217 37V36H216ZM260 37H262V36H260ZM0 38H2V37H0ZM10 38L8 39V41L10 42ZM29 38V37H28ZM28 38H27V40H28ZM34 38V37H33ZM56 38V37H55ZM65 38H66V36H65ZM72 38H73V35H72ZM72 38H70L71 40H72ZM81 38V37H80ZM81 38L82 40H86V38ZM89 38H90V36H89ZM92 38V40H93V42L95 43V41H94V39ZM111 38V39H110ZM119 38V39H120ZM122 38H121V40H120V43H122ZM132 38H134L135 40H136V38H138V37H132ZM138 38V39H139ZM143 38V37H142ZM141 38V39H142ZM147 38V37H146ZM150 38V37H149ZM215 38V37H214ZM238 38H240V36L238 37ZM247 38V37H246ZM245 38V39H246ZM263 38V37H262ZM262 38H260V41H262ZM6 39V38H5ZM13 39V38H12ZM16 39V38H15ZM15 39H13V40H15ZM17 39H19V38H17ZM30 39V38H29ZM75 39V38H74ZM80 39V40H81ZM124 38H123V40H125ZM140 39V41H142ZM148 39V38H147ZM161 39V38H160ZM206 39V38H205ZM228 39V40H229ZM243 38H240L239 39V41L240 40H242ZM33 40V39H32ZM52 40H55L56 41V43H51L52 41L51 40H49V41H51V42H49V44L51 45V44H53V45H57V42H58V40H56V39H53L52 38ZM62 40H63V38H62ZM71 40H70V42H71ZM82 40L80 41V42H82ZM85 40H84V42H85ZM91 40V41H92ZM104 40V41H105ZM151 40V39H150ZM149 40V41H150ZM155 40V39H154ZM189 40H191V39H189ZM188 40V41H189ZM213 40V39H212ZM225 40V39H224ZM223 40V41H224ZM250 39H248L247 41H246V43H250L251 41H255V39H251V41H249ZM257 41H259V39H256ZM35 40H33V42H34ZM55 41H53V42H55ZM65 41H66V39H65ZM68 42H69V40H67ZM73 41V40H72ZM77 41V40H76ZM75 41V42H76ZM89 41H90V39H89ZM130 41V40H129ZM128 41V42H129ZM132 41V40H131ZM156 41V40H155ZM162 41V40H161ZM170 41V40H169ZM209 41H211V40H209ZM226 41V42H225ZM223 43V45L225 46L226 44H227V39L225 40ZM229 41H232V44H234V43H236V41H238V39L234 42L232 39L231 40H229ZM229 41H228V44H231V43H229ZM238 41V42H239ZM263 41H264V38H263ZM262 41V42H263ZM8 42V43H9ZM21 42V41H20ZM22 42H23V40H22ZM26 42V41H25ZM28 43H30L31 41H27ZM32 42V43H33ZM37 42V41H36ZM36 42H34V43H36ZM62 43L61 44H63V42H64V40L63 41H61ZM67 42V43H68ZM70 42L68 43V44H70ZM78 42V41H77ZM83 42V43H84ZM88 42V41H87ZM87 42H85V43H87ZM104 43V42H99V44L101 43V48H99L98 46L96 47L97 48V50H98V48H99V50H98V52L99 51H101L100 52V54L102 53L103 54V52L105 51L106 53H109L108 51H111L112 53H114L113 51H112V49L114 50V48H112L111 46H110V48H109V45H106L107 43ZM118 42H119V40H118ZM124 42H126V41H124ZM133 42V41H132ZM135 42V41H134ZM133 42V43H134ZM147 42V41H146ZM214 42H216V41H214ZM220 42V43H221ZM236 43L237 45H239L240 44V42L239 43ZM244 42V41H243ZM262 42H260V43H262ZM2 43V42H1ZM41 43H42V45H43V43H44V41L42 42L41 41ZM46 43H48V41H46ZM59 43V42H58ZM71 43H74V42H71ZM79 43V42H78ZM85 43L83 44V45H85ZM89 43H91V42H89ZM88 43V44H89ZM98 42L96 41V44H97ZM107 46H105L104 44ZM114 43V44H113ZM120 43H117L118 44V46H117V48L119 47L120 49L121 48H124L123 46L124 45H127V42H126V44H124V43H122L121 44V47H120ZM133 43H129L127 46H131V44H132V46H131V48L132 47H134V45H135V43L133 44ZM140 43H142V42H140ZM143 43H145V39L143 38ZM149 43V42H148ZM160 43V42H159ZM193 43V42H192ZM210 43V42H209ZM219 43V42H218ZM219 43V44H220ZM226 43V44H225ZM248 43V44H249ZM19 44V43H18ZM17 44V45H18ZM37 44V43H36ZM35 44V45H36ZM64 44H66L65 42H64ZM75 44V43H74ZM82 44V43H81ZM95 44V45H96ZM139 44V43H138ZM137 43H136V45H138ZM157 44V43H156ZM201 44V43H200ZM216 44H217V42H216ZM218 44V45H219ZM227 44V45H228ZM236 44H234V45H236ZM248 44H245V46L246 45H248ZM255 44V42L253 43V45ZM257 44V43H256ZM264 44V43H263ZM2 45H4V43L2 44ZM25 45V44H24ZM32 45H34V44H32ZM34 45V46H35ZM40 45V44H39ZM42 45H40V46H42ZM53 45H51V46H53ZM59 45H60V43H59ZM70 45H72L73 46V44H70ZM91 45V44H90ZM102 45L103 46H105V47H103L102 48ZM142 45H146V44H142ZM162 45V44H161ZM236 45V46H237ZM242 45V47H243V43L241 44ZM241 45H239V46H241ZM262 45V44H261ZM30 46H31V44H30ZM37 46H38V44H37ZM36 46V47H37ZM51 46H49V49H51L50 47ZM62 48H59L60 49V51H63V50H65L66 49V47L65 46H63V45H60ZM59 46V47H60ZM66 46H68V45H66ZM76 46V45H75ZM77 46H80V44L78 45L77 44ZM76 46V47H77ZM82 46V45H81ZM88 45L86 44V47H87ZM114 46H116V45H114ZM129 46V47H130ZM209 46H212V45H209ZM221 46V45H220ZM224 46H221V47H224ZM232 46V45H231ZM231 46H229L230 47V49H231ZM236 46H232V48H235ZM4 47H7V45H5ZM22 47V46H21ZM32 47V46H31ZM36 47H35V49H36ZM43 47V46H42ZM63 47H64V49H63ZM70 48H71V50H72V47L71 46H69ZM74 47V46H73ZM89 47V46H88ZM87 47V48H88ZM92 47V46H91ZM129 47L128 48H125V49H122V50H126V49H129ZM138 47V46H137ZM136 47V48H137ZM140 47V46H139ZM138 47V48H139ZM142 47H144V46H142ZM141 47V48H142ZM148 47H149V45H148ZM159 47V46H158ZM220 47V48H221ZM227 48H228V46H226ZM38 49H39V47H37ZM94 48V47H93ZM95 48V49H96ZM104 48H109V49H104ZM116 48V47H115ZM115 49L116 50V52H115V54L117 55H119V51H120V55L121 54H123V51L122 50H120V49ZM137 48V49H138ZM240 48V47H239ZM259 49H261L260 48V46L258 47ZM257 48V49H258ZM262 48H264V47H262ZM32 49H34V47H32ZM52 51H55V49H57L56 51H57V53H59L58 52V46L55 48V47H52ZM62 49V50H61ZM68 49V48H67ZM73 49H75V48H73ZM77 49V48H76ZM75 49V50H76ZM79 49V48H78ZM82 48H80V50H81ZM92 49V48H91ZM94 49V50H95ZM100 49H102V50H100ZM111 49V50H110ZM133 49H135V48H132V53H134V51H133ZM145 49V48H144ZM160 49V48H159ZM221 49H223V48H221ZM226 49V48H225ZM69 50V49H68ZM67 50V51H68ZM79 50V51H80ZM83 50H85V48L83 49ZM83 50H81V52H84ZM88 50H90V48L89 49H87V52L86 53H88ZM94 50H91V51H94ZM97 50H96V52L94 51V53H96V54H99V53H97ZM107 50V51H106ZM114 50V51H115ZM117 50H119V51H117ZM131 50V49H130ZM130 50H128V51H130ZM149 50V49H148ZM220 50V49H219ZM233 50V49H232ZM261 50H263V49H261ZM5 51H7V50H5ZM55 51V52H56ZM70 51V50H69ZM140 51V50H139ZM156 51H158V50H156ZM155 51V52H156ZM194 51V50H193ZM223 51V50H222ZM241 51V50H240ZM242 51H244V50H242ZM250 51V50H249ZM254 51V50H253ZM258 51V50H257ZM1 52V51H0ZM3 52H4V50H3ZM22 52H23V50H22ZM55 52H53V53H55ZM64 52V51H63ZM72 52H73V50H72ZM69 53L70 55H69V57L71 56V55H74V53ZM75 52V51H74ZM104 52V53H105ZM111 52L109 53V55L111 54ZM122 52V53H121ZM137 52V51H136ZM149 52H150V50H149ZM153 52H154V49H153ZM159 52V51H158ZM216 52V51H215ZM220 52V51H219ZM226 52V51H225ZM228 52H229V50H228ZM231 52V51H230ZM233 52H235V51H233ZM246 52V51H245ZM9 53V52H8ZM7 53V54H8ZM46 52H44V54H45ZM56 53V54H57ZM61 53L62 52H60L59 54L61 55ZM80 53V52H79ZM89 53H90V51H89ZM93 52H91L90 54H92ZM127 53H129V52H127ZM127 53H124V54H127ZM131 53V52H130ZM131 53V54H132ZM142 53V52H141ZM217 53V52H216ZM227 53V52H226ZM249 53V52H248ZM247 53V54H248ZM5 53H3V55H4ZM10 54H11V52H10ZM37 54V53H36ZM40 54V53H39ZM43 54V53H42ZM65 54V53H64ZM67 54V53H66ZM99 54V55H100ZM101 54V55H102ZM115 54H114V58L115 59H117L116 57L117 56H115ZM131 54H127V56L129 55V56H131ZM145 54H146V52H145ZM153 54V53H152ZM156 54V53H155ZM162 54V53H161ZM229 54V53H228ZM232 54V53H231ZM237 54H238V52H237ZM244 54V53H243ZM249 54H251V53H249ZM248 54V55H249ZM255 54V53H254ZM15 55V54H14ZM58 55V54H57ZM99 55H97V56H99ZM101 55L99 56V59L100 60H102V57H101ZM108 55V54H107ZM106 55V58L108 59V56ZM135 55V54H134ZM137 55V54H136ZM154 55V54H153ZM157 55V54H156ZM159 55H160V53H159ZM236 55V54H235ZM241 56H242V54H240ZM244 55H246V54H244ZM242 56V57H244L245 58V60H246V57L249 59V57H248V55H246V57L245 56ZM259 55V54H258ZM37 56H39L38 54H37ZM62 56V55H61ZM61 56H59L60 58H61ZM67 57H68V54L66 55ZM66 56H62V57H64V59H65V57ZM84 55H82V57H83ZM95 57V55H92V57ZM97 56H96V59H97ZM123 56V55H122ZM128 56V57H129ZM139 56V55H138ZM140 56H141V54H140ZM249 56H251V55H249ZM253 56V55H252ZM263 56V55H262ZM15 57V56H14ZM13 57V58H14ZM16 57H17V55H16ZM41 57V56H40ZM56 57H58V56H56ZM68 57V58H69ZM77 57H80V54H79V56L77 55ZM76 57V54H75V58H77ZM91 57V56H90ZM101 57V58H100ZM112 57V56H111ZM112 57V58H113ZM124 57H126V55L125 56H123V58ZM127 57V58H128ZM134 57V56H133ZM132 57V58H133ZM229 57V56H228ZM10 58V57H9ZM48 58H49V56H48ZM59 58V59H60ZM74 58V56H73V59H75ZM103 58H104V54H103ZM110 58V57H109ZM119 58V57H118ZM122 58V57H121ZM127 58H125V60H127ZM130 58V57H129ZM131 58V59H132ZM146 58V57H145ZM150 57H148V58H146V59H149ZM203 58V57H202ZM261 57L259 56V59H260ZM0 59H1V57H0ZM78 59V58H77ZM98 59V60H99ZM130 59V60H131ZM134 59V58H133ZM140 59V58H139ZM151 59V58H150ZM180 59V58H179ZM216 59V58H215ZM252 59H254V57L252 58L251 57V60ZM258 59V58H257ZM26 60V59H25ZM53 60H55V59H53ZM66 60H67V58H66ZM99 60V61H100ZM118 60V59H117ZM117 60H116V62H117ZM119 60H121V59H119ZM118 60V61H119ZM136 60H138V59H136ZM141 60H143V59H140V62H141ZM182 60V59H181ZM208 60V59H207ZM212 60V59H211ZM241 60H243V58L241 59ZM8 61H9V59H8ZM20 62H21V60H19ZM45 61V60H44ZM51 61V60H50ZM56 61V60H55ZM67 61H69V59L67 60ZM78 61V60H77ZM84 61H86V60H84ZM95 61V60H94ZM103 61V60H102ZM111 61H112V59H111ZM115 61V60H114ZM133 61V60H132ZM247 61V60H246ZM245 61V62H246ZM255 61V60H254ZM262 61H263V59H262ZM3 61H2V59H1V62L0 63H2ZM11 62V61H10ZM19 62V63H20ZM26 62V61H25ZM25 62H22V63H25ZM74 62H75V60H74ZM101 62V61H100ZM100 62H98L97 61V65H98V63H100ZM104 62V61H103ZM129 62V61H128ZM128 62H126V63H128ZM261 62V61H260ZM16 63V62H15ZM18 63V64H19ZM21 63V64H22ZM30 63V62H29ZM42 63H43V61H42ZM47 63H48V61H47ZM52 63H55V62H52ZM58 63V62H57ZM76 63V62H75ZM83 63V62H82ZM107 63V62H106ZM113 63V62H112ZM115 63V62H114ZM124 63H125V61H124ZM125 63V64H126ZM136 63V62H135ZM138 63V62H137ZM136 63V64H137ZM147 63V62H146ZM216 63H217V61H216ZM250 63V62H249ZM248 63V64H249ZM257 63H259V62H257ZM3 64V63H2ZM1 64V65H2ZM8 64V63H7ZM104 64H105V62H104ZM111 64V63H110ZM118 64H120V62L118 63ZM131 64L133 65V63L131 62ZM145 64V63H144ZM143 64V65H144ZM199 64V63H198ZM204 64V63H203ZM253 64V63H252ZM255 64H256V61H255ZM264 64V63H263ZM13 65V64H12ZM39 65V64H38ZM49 65V64H48ZM108 65V64H107ZM106 65V66H107ZM112 65V64H111ZM113 65H115V64H113ZM122 65H124V64H121V67H122ZM129 65V64H128ZM201 65V64H200ZM205 65V64H204ZM211 65H212V63H211ZM217 65V64H216ZM260 65H262V64H260ZM8 65H6V66H4V67H7ZM47 66V65H46ZM65 66V65H64ZM69 66L70 67H72V68H77L76 66H79V64H76V66L75 67H73V66H71V64H69ZM69 66H67L66 65V67H69ZM102 66H104L103 64H102ZM118 66V65H117ZM142 66V65H141ZM140 66V67H141ZM214 66V65H213ZM26 67V66H25ZM39 67H41V65L39 66ZM69 67V68H70ZM101 67V66H100ZM105 67V66H104ZM110 67V66H109ZM134 67H137V66H134ZM143 67V66H142ZM184 67V66H183ZM8 68V67H7ZM12 68V66H10V69ZM21 68V67H20ZM63 68V67H62ZM65 68V67H64ZM63 68V69H64ZM79 68V67H78ZM85 68V67H84ZM108 68V67H107ZM113 68V67H112ZM131 68V67H130ZM129 68V66H128V69H130ZM133 68V67H132ZM3 69V68H2ZM15 69V71H14V73H19V72H16L17 70H16V68H14ZM58 69V68H57ZM62 69V70H63ZM93 69L96 71V73H97V69L98 68H94L93 67ZM92 69V70H93ZM101 69H103V68H101ZM127 69V68H126ZM125 69V70H126ZM136 69V68H135ZM139 69V68H138ZM9 70V69H8ZM7 70V71H8ZM13 70V69H12ZM12 70H11V72H12ZM44 70V69H43ZM52 70H56V69H52ZM51 70V71H52ZM60 70V69H59ZM65 70V69H64ZM69 70H71V69H68V71ZM78 70H80V68L78 69ZM78 70H76V71H78ZM82 70H84L83 68H82ZM88 70V69H87ZM104 70V69H103ZM103 70H101V72L100 71H98V72H100L101 74H102V71ZM106 70V69H105ZM116 70L118 71V68H116ZM137 70V69H136ZM191 70V69H190ZM3 71V70H2ZM4 71H5V69H4ZM21 71V70H20ZM66 71V70H65ZM75 71V69L74 70H72V72H74ZM109 71V70H108ZM122 71V70H121ZM127 71V70H126ZM129 71V70H128ZM128 71H127V74H128ZM135 71V70H134ZM163 71V70H162ZM198 71V70H197ZM22 72V71H21ZM45 72V71H44ZM58 72V71H57ZM61 72V71H60ZM71 72V71H70ZM90 72V71H89ZM115 71H113V73H114ZM120 72V71H119ZM125 72V71H124ZM137 73H138V71H136ZM206 72H208V71H206ZM64 73V72H63ZM67 73V72H66ZM75 73V72H74ZM78 73H80V72H77V74ZM83 73V72H82ZM85 73H87V72H85ZM91 73H92V71H91ZM95 73V72H94ZM104 73V72H103ZM107 73H109V72H107ZM112 73V74H113ZM117 73V72H116ZM122 73H123V71H122ZM197 73V72H196ZM199 73V72H198ZM0 74H1V71H0ZM13 73H11V75H12ZM22 74V73H21ZM65 74V73H64ZM68 74V73H67ZM81 74V73H80ZM84 74V73H83ZM82 74V75H83ZM88 74V73H87ZM119 74V73H118ZM27 75H28V73H27ZM26 75V77H28V76H30V75H28L27 76ZM46 75V74H45ZM95 75V74H94ZM104 75H105V73H104ZM115 75V74H114ZM120 75H122V74H120ZM124 75H125V73H124ZM137 75V74H136ZM194 76H195V74H193ZM69 76V75H68ZM91 76V75H90ZM97 76H99V74L97 75ZM102 76V75H101ZM112 76V75H111ZM118 76V75H117ZM116 76V77H117ZM129 76V75H128ZM132 76V75H131ZM130 76V77H131ZM5 78V76L2 74V78ZM19 77H20V75H19ZM18 77V78H19ZM25 77V78H26ZM70 77V76H69ZM81 77V76H80ZM88 77V76H87ZM94 77V76H93ZM112 77H114V76H112ZM189 77V76H188ZM22 75H21V84H22V82L24 81V80H22ZM25 78H23V79H25ZM72 78V77H71ZM73 78H76V77H73ZM82 78V77H81ZM106 78V77H105ZM121 78H124V77H121ZM126 78V77H125ZM129 78V77H128ZM133 78V77H132ZM20 79V78H19ZM32 79H35V78H32ZM32 79H30L31 81H32ZM88 79H90V77L88 78ZM99 79V78H98ZM114 79V78H113ZM159 78L157 77V79L156 80H158ZM192 79V78H191ZM30 80L28 81L27 80V78H26V82H25V84L26 85H28L29 83H31L30 82ZM97 80V79H96ZM100 80V79H99ZM107 80V79H106ZM105 80V81H106ZM116 80V79H115ZM118 80V79H117ZM126 80V79H125ZM4 81H7L6 79L4 80ZM1 82L0 81V97L2 98V99H4L5 101H7V103H10V105L12 106L13 104L12 103H14V104H17V105H19V106H21V107H32L33 108V110H35V111H38V113L39 112H48L49 110H52V108H58L59 106H57V104L59 103H57V102H55V100L57 99V97L55 98V97H53L52 95L53 94H55L56 93V91L55 92H51V90H43L44 88H42L41 87V89H40V87H39V85L40 86H45L42 82H44L42 79H36V80H34L35 82H34V85L33 86H38L39 88H37V87H31V91H30V88L28 87V86H30V85H32V84H29L28 86H27V90L23 87V86H21V87H23L25 90H22L21 91V89H19V87H15V86H9L8 87V85L5 83V82ZM29 83H28V82ZM52 81V80H51ZM95 81V80H94ZM108 81H110V80H108ZM196 81V80H195ZM53 82V81H52ZM90 82V81H89ZM112 82V81H111ZM110 82V83H111ZM113 82H114V80H113ZM85 83V82H84ZM94 83V82H93ZM100 83V82H99ZM104 83V82H103ZM109 83V84H110ZM116 83V82H115ZM246 83V82H245ZM256 83V82H255ZM10 84V83H9ZM36 84V85H35ZM53 84H55V83H53ZM81 84V83H80ZM86 84V83H85ZM108 84V83H107ZM113 84V83H112ZM193 84V83H192ZM16 85V84H15ZM20 85V84H19ZM24 85V84H23ZM52 85V84H51ZM50 85V86H51ZM91 85V84H90ZM96 85V84H95ZM102 85H104V84H102ZM157 85V84H156ZM16 86H18V85H16ZM25 86V85H24ZM155 86V85H154ZM163 86H165V83H162V85H161V87H160V91H161V95L159 96V97H161L162 95H165V94H163L164 93V87ZM176 86V85H175ZM215 86V85H214ZM250 86V85H249ZM26 87V86H25ZM46 87V86H45ZM48 87H49V85H48ZM48 87H46L47 89H48ZM53 87V86H52ZM60 87V86H59ZM89 87V86H88ZM108 87H110V86H108ZM156 87V86H155ZM177 87L181 90L180 92L182 93H186L187 92V94H190L191 92H192V90L193 89H195L196 90V92H200V95H202L203 93H205L206 91H208V90H206V89H196V88H194L192 85H190V84H188V82H186L185 83V81L184 82H178L177 83ZM35 88V89H34ZM51 88V87H50ZM84 88H86V87H84ZM178 88H176V89H178ZM253 89L255 88L254 86L252 87ZM56 89V88H55ZM57 89H58V87H57ZM145 89V88H144ZM149 89V88H148ZM173 89V88H172ZM59 90V89H58ZM99 90V89H98ZM102 90V89H101ZM133 90V89H132ZM147 90V89H146ZM150 90V89H149ZM170 90V89H169ZM210 91H214L216 94H217V98L216 97H214V98H216V101L218 100L219 102L221 101V100H223L224 101V99L223 98H226L227 96H230L231 95V89H229V88H215V89H209ZM260 90V89H259ZM264 90V89H263ZM60 91V90H59ZM153 91V90H152ZM237 91V90H236ZM64 92V91H63ZM84 92V91H83ZM141 92H144V91H142L141 90ZM256 92V91H255ZM52 93V94H51ZM66 93V92H65ZM154 93V92H153ZM157 93V92H156ZM174 93H175V91H174ZM176 93H177V91H176ZM63 94V93H62ZM61 94V96L63 97V95ZM95 94V93H94ZM141 94V93H140ZM178 94V93H177ZM180 94V93H179ZM197 94V93H196ZM66 95V94H65ZM100 95V94H99ZM106 95V94H105ZM167 95V94H166ZM183 95V94H182ZM212 95V94H211ZM51 96H52V98H51ZM59 96V95H58ZM68 96V95H67ZM85 96V95H84ZM120 96V95H119ZM131 96V95H130ZM140 96V95H139ZM142 96V95H141ZM151 96V95H150ZM153 96H156V95H153ZM152 96V97H153ZM170 97V95H167V97ZM173 96H175V99H174V97ZM171 95V97L170 98H167V99H171L172 97H173V100H177L178 99V97H180V96H178V97H176V95ZM203 96V95H202ZM213 96V95H212ZM232 96V95H231ZM244 96V95H243ZM258 96V95H257ZM60 97V96H59ZM61 97V98H62ZM66 97V96H65ZM126 97V96H125ZM134 97V96H133ZM137 97V96H136ZM148 97V96H147ZM151 97V98H152ZM157 98H158V94H157V96H156ZM155 97V98H156ZM183 97V96H182ZM182 97H180V99L182 98ZM186 97V96H185ZM206 97V96H205ZM204 97V99L206 100V98ZM209 97V96H208ZM207 97V98H208ZM221 97H223V98H221ZM140 98H142V97H140ZM148 98H150V97H148ZM150 98V99H151ZM163 98H165V97H163ZM177 98V99H176ZM199 98H201V96L199 97ZM210 98H211V96H210ZM63 99H65L64 97H63ZM62 99V100H63ZM68 99H70L69 97H68ZM110 99V98H109ZM126 99H128V98H126ZM144 99H145V97H144ZM144 99L142 100V101H144ZM158 99H162V98H158ZM179 99V100H180ZM183 99H184V97H183ZM209 99V98H208ZM207 99V100H208ZM227 99V98H226ZM107 100V99H106ZM132 100V99H131ZM135 100H136V98L134 99V104H135ZM140 100V101H141ZM157 99H155L154 101H156ZM172 100V99H171ZM207 100H206V103H207ZM213 100H215V99H213ZM229 100V99H228ZM57 101V100H56ZM58 101H60L59 99H58ZM66 101H67V103H68V100L66 99ZM70 101H71V104L70 105H72L73 103H72V101H73V98H72V100L70 99ZM125 101V103L127 102V103H129V100L128 101H126V100H124ZM148 101H150L149 99H148ZM159 102H160V100H158ZM166 101V100H165ZM164 101V102H165ZM178 101V100H177ZM209 102H211V104H212V101H211V99L210 100H208ZM12 102V103H11ZM74 103H76V100L75 101H73ZM81 102V101H80ZM103 102V101H102ZM110 102V101H109ZM163 102V103H164ZM187 102V101H186ZM208 102V103H209ZM66 103V102H65ZM86 103V102H85ZM123 104V102H121V104L119 103V105H121V106H127L126 104ZM132 104H133V102H131ZM151 103V102H150ZM154 103V102H153ZM169 103V102H168ZM206 104V105H210V103L209 104ZM218 103V102H217ZM221 103V102H220ZM226 103V102H225ZM157 104V103H156ZM192 104V103H191ZM223 104V103H222ZM61 105V104H60ZM67 105V104H66ZM70 105H69V108H70ZM118 105V106H119ZM129 105H131L130 103H129ZM162 105V104H161ZM164 105V104H163ZM205 105V106H206ZM78 106V105H77ZM99 106V105H98ZM112 106H113V104H112ZM116 105H114L112 108H110L111 106H109L108 108H110V109H112L113 111L115 110V108L117 109V106L115 107ZM120 106V107H121ZM190 106V105H189ZM13 107V106H12ZM72 107V106H71ZM84 107V106H83ZM87 107V106H86ZM95 107V106H94ZM131 107V106H130ZM134 107V106H133ZM132 107V108H133ZM162 107V106H161ZM164 107V106H163ZM194 107H195V105H194ZM198 107V106H197ZM75 108H76V106H75ZM96 108V107H95ZM99 108V107H98ZM98 108H97V110H98ZM103 108H104V106H103ZM106 108V107H105ZM104 108V109H105ZM107 108V109H108ZM131 108V109H132ZM186 108V107H185ZM74 109V108H73ZM100 109H102V108H100ZM106 109V110H107ZM130 109V108H129ZM29 110V109H28ZM27 110V111H28ZM84 109H82V111H83ZM90 110V109H89ZM94 111H95V109H93ZM93 110H92V112H93ZM96 110V111H97ZM120 111L121 112V110L120 109H117L116 111ZM128 110V109H127ZM70 111V110H69ZM78 111V110H77ZM80 111V110H79ZM88 111V110H87ZM95 111V113H94V115L96 114V113H98V111L96 112ZM101 111V110H100ZM124 111V110H123ZM129 111V110H128ZM171 111V110H170ZM1 112V111H0ZM50 112H52V111H50ZM74 112V111H73ZM104 112V111H103ZM110 111H108V113H109ZM112 112V111H111ZM115 112V111H114ZM126 112V111H125ZM56 113V112H55ZM58 113V112H57ZM76 113V112H75ZM100 114L102 113V112H99ZM98 113V114H99ZM107 112H106V114H108ZM116 113H118V112H116ZM115 113V114H116ZM127 113V112H126ZM61 114V113H60ZM64 114V113H63ZM91 114V113H90ZM99 114V115H100ZM123 114V113H122ZM128 114V113H127ZM143 114V113H142ZM174 114V113H173ZM74 115H76V114H74ZM97 115V114H96ZM95 115V116H96ZM118 115V114H117ZM62 116V115H61ZM66 116V115H65ZM94 116V117H95ZM108 116H110V115H108ZM107 116V117H108ZM111 116H113V113H112V115ZM110 116V117H111ZM137 116V115H136ZM143 116V115H142ZM12 117V116H11ZM63 117V116H62ZM89 117H91V116H89ZM99 117V116H98ZM101 117H102V115H101ZM127 117V116H126ZM77 118V117H76ZM114 118V117H113ZM220 118V117H219ZM14 119V118H13ZM179 135V134H178ZM183 137H186V136H183ZM183 137H181V138H183ZM61 139V138H60ZM64 139V138H63ZM91 139V138H90ZM67 140V139H66ZM65 140V141H66ZM85 140H86V138H85ZM95 140V139H94ZM63 141V140H62ZM68 141V140H67ZM89 142V141H88ZM35 145V144H34ZM64 147H66V146H64ZM50 163V162H49ZM77 170V169H76ZM96 173H98V172H96ZM96 173H94V175L96 174ZM100 173V172H99ZM104 173V172H103ZM106 174H108L107 172H105ZM114 173V172H113ZM112 173V174H113ZM112 174H111V176H112ZM78 175H80V174H78ZM109 175V174H108ZM117 175V174H116ZM80 176H82V177H85V178H87V179H89V180H93V181H99V180H103V181H105L106 183L103 185V188H105V189H108V190H112V191H116V190H119V188H121V187H123V186H125V185H123V182H119L118 183V181L117 180H114L115 178L114 177H117V176H114V174H113V178L112 177H108V178H106V177H99L100 179H97V178H92V177H89V176H85V175H80ZM68 177V176H67ZM121 179H124L123 178V176L121 175ZM51 178V177H50ZM117 178H119V177H117ZM116 178V179H117ZM67 179V178H66ZM69 179V178H68ZM254 179V181H255V183H259V176H258V174L253 178ZM50 180V179H49ZM52 181V180H51ZM125 181V180H124ZM47 182V181H46ZM0 183H1V181H0ZM5 183V182H4ZM3 184V183H2ZM127 184H128V181H127ZM4 185V184H3ZM2 186V185H1ZM0 186V197H2L4 200H6V202H8V203H10L11 204V206H13V207H15V208H18L19 209V211L21 210L22 212H23V214H26L29 218H31V219H33V220H35L36 222H37V224L38 225H40L42 228H43V230H45L46 231V233H47V235L49 236V238L53 241V242H55V243H57L58 245H61L62 246V248H63V250L65 251V255L67 256V259H68V262H69V264H83V259H82V256H81V253H80V249H81V246H82V244H84V243H86V241H84V240H78L77 239V237H76V235H75V233H77V232H86V233H89V232H87L86 230H84V229H82L81 228V226L79 225V223L76 221V219H75V217L72 215V214H70V213H68V212H59L57 209H63V207H65V206H67V205H70L73 201L71 200V201H58V200H55V202H58V203H56V204H54V201H53V203L52 202H50L49 201V203L51 204L50 205V208H51V206L53 207V210H56V211H52V210H50L49 208L48 209H42V208H34V207H30L31 206V204H29L28 203V205H30V206H28V205H26V204H22L21 202H19V201H17V200H15L10 194L11 193H8L3 187H1ZM7 186V185H6ZM45 186V185H44ZM151 186V185H150ZM6 188V187H5ZM57 188H59L58 186H57ZM7 189V188H6ZM8 190V189H7ZM61 191V190H60ZM59 191V192H60ZM62 191H64V190H62ZM61 191V192H62ZM60 192V193H61ZM15 193V192H14ZM64 193H65V191H64ZM64 193H63V195H64ZM56 195V194H55ZM61 195V194H60ZM72 195V194H71ZM14 197H16L15 195H13ZM56 197H53V199H55ZM67 199V198H66ZM52 200V199H51ZM70 200V199H69ZM21 201H24V200H22L21 199ZM24 203V202H23ZM27 203V202H26ZM43 204V203H42ZM45 206V205H44ZM55 208V209H54ZM256 210V209H255ZM234 215H236V214H234ZM179 220L183 223V224H185L184 222H183V220L182 219H180V217H179ZM196 220V219H195ZM39 226V227H40ZM204 229V228H203ZM199 230H200V228H199ZM91 234V233H90ZM100 240L101 241H104L103 240V238L100 236ZM88 246H89V248L91 247V244L90 243H88ZM184 257V258H183ZM183 257H178V259L179 260H181L182 262H183V264H202V261H201V257H196V256H193L191 253H190V257H186L185 258V256H183ZM115 260H117V258L113 255V254H111V264H117V261H115Z\"/></svg>", "mask_w": 264, "mask_h": 264}, {"label": "snow or ice", "instance_id": "6c2138e0", "mask_svg": "<svg viewBox=\"0 0 264 264\" xmlns=\"http://www.w3.org/2000/svg\"><path fill=\"white\" fill-rule=\"evenodd\" d=\"M229 139L237 143V149L213 153L189 144L182 149L159 152L150 143L133 142L125 145V150L147 169L155 161L171 160L172 169L215 187L219 193L217 198L226 206L249 210L258 207L264 224V120L257 126L247 127L242 136ZM257 174L258 184L253 179ZM154 196L162 198L159 192ZM75 235L78 240L86 241L80 249L83 264H111L112 253L99 235L86 232ZM206 237L202 264H264V227L259 230L247 225L227 228L216 217L209 223ZM257 252L259 261L256 260Z\"/></svg>", "mask_w": 264, "mask_h": 264}, {"label": "clouds", "instance_id": "9594fccd", "mask_svg": "<svg viewBox=\"0 0 264 264\" xmlns=\"http://www.w3.org/2000/svg\"><path fill=\"white\" fill-rule=\"evenodd\" d=\"M66 175L61 174L58 187L71 191L73 202L62 210L82 229L101 236L117 264H183L181 255H203L206 240L200 230L179 220L182 198L156 199L159 189L145 184L112 191L103 188V180Z\"/></svg>", "mask_w": 264, "mask_h": 264}]
</instances>
